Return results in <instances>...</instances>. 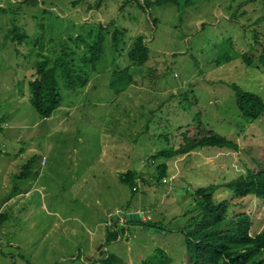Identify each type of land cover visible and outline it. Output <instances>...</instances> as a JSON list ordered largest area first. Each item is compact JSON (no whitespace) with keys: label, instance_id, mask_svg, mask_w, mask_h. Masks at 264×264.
<instances>
[{"label":"rangeland","instance_id":"rangeland-1","mask_svg":"<svg viewBox=\"0 0 264 264\" xmlns=\"http://www.w3.org/2000/svg\"><path fill=\"white\" fill-rule=\"evenodd\" d=\"M101 26L106 52L95 69L84 70L87 86L63 87L60 108L41 118L31 105L35 63L68 47L81 67L88 50L77 39L94 43ZM117 29L125 36L115 48ZM141 36L150 58L134 66L128 54ZM263 50L264 0H189L185 8L147 11L137 0H0V214L6 218L0 264H105L110 256L116 264H144L156 256L193 264L187 213L196 205L195 192L212 185L219 187L216 202L251 215L252 235L264 232V203L236 198L224 187L264 167V117L244 120L231 88L237 84L264 98V70L243 59ZM224 52L231 60L219 66ZM126 68L134 83L117 94L111 82ZM200 128L239 150L157 158ZM162 165L168 170L159 183ZM136 171L143 179L133 193L121 175ZM136 210L163 230L120 228L119 219ZM113 231L121 239L109 242Z\"/></svg>","mask_w":264,"mask_h":264},{"label":"trees","instance_id":"trees-1","mask_svg":"<svg viewBox=\"0 0 264 264\" xmlns=\"http://www.w3.org/2000/svg\"><path fill=\"white\" fill-rule=\"evenodd\" d=\"M180 0H148L139 3L142 10L173 5L178 9L185 8L189 0L183 5ZM100 33L94 43H90L79 37L77 40L85 43L88 50L82 58L83 65L76 67L74 52L64 47L59 57L52 59L41 56L42 59L35 63V73L30 82L31 105L41 118L48 119L60 108L63 102L62 88L76 91L88 84L85 78V69L93 65L94 69L101 62L106 52V31L101 26ZM104 30V31H103ZM125 36V31L117 29L113 41L115 48L120 46ZM25 36L16 37L17 40H25ZM129 59L134 66L145 65L150 58V48L144 36L133 40L132 49L129 51ZM245 62L252 66L260 64L264 70V50L257 58H252L251 53L244 54ZM231 60L229 54L217 60V65L228 63ZM134 83V75L130 69L115 72L111 82V88L117 93H122L130 84ZM236 94L237 105L244 120L253 123L264 117V98L259 94L246 91L237 84L231 86ZM204 148H219L227 150H239V146L226 137L214 133L212 130L200 128L193 136L186 135L184 143L178 148L164 150L157 158L173 159L189 155ZM154 161V160H153ZM31 162L26 166L29 169ZM168 166L162 165L157 170V182H163L166 178ZM143 179L141 173L128 172L121 175V181L131 186L133 193L137 189V181ZM232 191L236 198L245 199L249 196L264 203V167L258 172L248 171L225 186ZM136 189V190H135ZM219 189L212 185L199 188L195 192V203L187 213L190 217L187 223L186 244L190 254V262L193 264H264V232L252 235L253 220L248 213H235L229 202H216L214 195ZM5 215L0 214V224L5 220ZM127 225H138L163 230L159 223L142 221L141 223L127 222ZM110 233V234H109ZM108 233V241H118L120 233L113 231ZM163 254V252H160ZM108 257L105 264H116L117 259ZM170 261V260H169ZM158 256L153 257L144 264H169Z\"/></svg>","mask_w":264,"mask_h":264},{"label":"water","instance_id":"water-1","mask_svg":"<svg viewBox=\"0 0 264 264\" xmlns=\"http://www.w3.org/2000/svg\"><path fill=\"white\" fill-rule=\"evenodd\" d=\"M142 213H128L126 214V219L128 222H133V223H140L142 222ZM145 230L156 233L159 232L160 230L154 229V228H149V227H144Z\"/></svg>","mask_w":264,"mask_h":264},{"label":"clouds","instance_id":"clouds-1","mask_svg":"<svg viewBox=\"0 0 264 264\" xmlns=\"http://www.w3.org/2000/svg\"><path fill=\"white\" fill-rule=\"evenodd\" d=\"M136 190V189H135ZM128 213H132V212H130V211H127L125 214H124V217H122V221H121V223H122V225H127L126 223L128 222L127 221V219H126V214H128ZM142 213V212H141ZM143 214V213H142ZM145 217V218H144ZM146 217L147 216H144V214H143V216H142V221H147V219H146ZM141 223V222H140ZM110 226H113L114 228H115V226H116V224H114V222H112V223H110ZM150 228V227H149ZM154 229H156V228H154ZM161 231V230H160ZM121 239V238H120Z\"/></svg>","mask_w":264,"mask_h":264},{"label":"crops","instance_id":"crops-1","mask_svg":"<svg viewBox=\"0 0 264 264\" xmlns=\"http://www.w3.org/2000/svg\"><path fill=\"white\" fill-rule=\"evenodd\" d=\"M43 162H44V160H43ZM45 163V162H44ZM26 176V175H25ZM23 177V176H22ZM20 191V190H19ZM19 191H17V192H19ZM19 195H21V196H23V197H25V192L23 191V192H21V194H19ZM14 199L13 198H10L9 199V201H13ZM118 213V212H117ZM132 213H136V214H138V213H141V211L140 210H136L135 212H132ZM122 217H124V216H122ZM122 217L119 219V221L118 222H120V228H121V226H123L122 225V223H121V221H122ZM145 218V217H144ZM118 225H116L115 227H117Z\"/></svg>","mask_w":264,"mask_h":264}]
</instances>
